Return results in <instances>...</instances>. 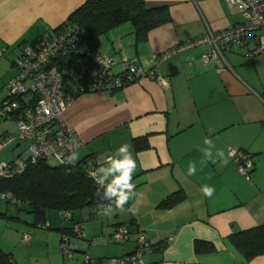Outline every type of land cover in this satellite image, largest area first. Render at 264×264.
Instances as JSON below:
<instances>
[{
	"label": "crops",
	"instance_id": "0c3cea01",
	"mask_svg": "<svg viewBox=\"0 0 264 264\" xmlns=\"http://www.w3.org/2000/svg\"><path fill=\"white\" fill-rule=\"evenodd\" d=\"M84 1L0 0L1 57L16 53L20 42H33L61 24ZM145 1L149 6L167 5L170 21L152 29L143 42L135 43L132 25L123 23L96 37L94 43L114 58H137L146 70L154 55L242 20L224 0ZM251 46L223 44L221 56L204 62L201 56L209 44H198L158 63L166 86L141 77L113 92L78 95L63 114L83 141L78 161L88 157L96 171L115 149L129 144L137 160L133 182L141 195L130 200L125 211L111 216L101 217L84 208L82 219L72 216V223L110 234L113 227L132 222L130 238L117 256L135 251L140 230L153 243L142 249L146 264H243L227 238L264 224V52L249 54ZM9 131L0 123V137ZM206 137L223 152L226 164L219 157L216 163H201ZM135 138H145L148 146L135 150ZM228 147L252 154L249 180L238 172ZM15 154V145L0 146V161ZM190 161L196 164L191 176ZM203 185L215 188L211 198L200 191ZM176 190L185 194L181 202L158 206ZM130 207L136 211H129ZM92 238L95 242L84 234L88 244L80 250L88 251L89 245L96 244V236ZM195 240L211 242L216 251L196 254ZM247 264H264V253Z\"/></svg>",
	"mask_w": 264,
	"mask_h": 264
},
{
	"label": "built area",
	"instance_id": "2783aa9c",
	"mask_svg": "<svg viewBox=\"0 0 264 264\" xmlns=\"http://www.w3.org/2000/svg\"><path fill=\"white\" fill-rule=\"evenodd\" d=\"M224 1L230 11L237 9L240 13L242 20L239 23L220 32H209L204 37L182 42L159 56L154 55L152 66L147 70L135 57L114 58L102 52L94 41L82 38L78 28L58 32L49 29L36 42L24 43L18 47L13 60L16 72L0 89V93L4 94L0 99V118L12 120L17 132L3 134L0 146L19 147L24 144V147L12 159L0 161V178H12L38 160L65 165L60 161L70 154L68 144L75 139L83 145L76 131L66 124L63 117L65 110L80 94L113 92L141 77L166 86V78L159 72L158 63L175 52L198 44H209V49L201 56L204 62L221 56V45L228 43L252 45L248 49L249 54L264 52V0ZM227 154L235 162L238 172L249 180L253 166L252 154L233 147L227 148ZM92 163L88 159V174L93 178L95 170ZM0 198L15 202L9 193H0ZM63 215L72 220L69 212H63ZM72 224L68 233L83 238V224L77 221ZM49 225L46 222L43 227L47 228ZM68 235L62 236L61 248L64 255L71 258L73 253L69 248ZM130 235L131 226L118 225L111 229L109 238L115 243L123 244ZM21 240L28 245L30 234H23ZM89 241L95 242V238ZM152 244L146 234L139 230L136 249L132 253L105 258L99 262L85 252L79 264H146L147 259L142 249Z\"/></svg>",
	"mask_w": 264,
	"mask_h": 264
},
{
	"label": "trees",
	"instance_id": "16d2710c",
	"mask_svg": "<svg viewBox=\"0 0 264 264\" xmlns=\"http://www.w3.org/2000/svg\"><path fill=\"white\" fill-rule=\"evenodd\" d=\"M169 21L167 5L149 6L145 0H85L61 24L50 30L58 32L78 28L82 38L94 41L114 27L130 23L135 43H139L146 40L152 29ZM22 44L24 42H20L19 47ZM147 146L145 138L133 139L135 150ZM88 159L86 157L77 161L74 168L71 165H50L44 160H38L12 178H0V193H9L16 204H27L34 225L49 222L47 216L52 210L63 214L86 208L91 213H97L101 205L107 202L101 201L96 195L97 184L88 174ZM69 168L70 172L67 170ZM184 198V192L176 190L162 199L158 206L171 207ZM3 215L0 213V216ZM122 225L131 226L132 222ZM227 239L233 251L240 255L242 263L247 264L256 255L264 253V224L232 233ZM194 251L198 255L209 254L214 253L216 248L211 242L195 240ZM94 259L101 262L103 257ZM0 264H13L11 255L1 248Z\"/></svg>",
	"mask_w": 264,
	"mask_h": 264
},
{
	"label": "rangeland",
	"instance_id": "374dc122",
	"mask_svg": "<svg viewBox=\"0 0 264 264\" xmlns=\"http://www.w3.org/2000/svg\"><path fill=\"white\" fill-rule=\"evenodd\" d=\"M14 57L15 53L12 52V54L7 53L0 58V89L5 82L12 79L16 72L15 66L10 63ZM3 97L4 94L0 93V99ZM0 123L2 128L10 129L9 132H17V127L11 120L0 118ZM23 147L24 144L15 147L16 153ZM49 164L54 165L52 161H49ZM81 212V210H75L70 214L77 220H81ZM0 213L4 214L0 216V248L11 255L13 264H79L85 252L91 257L105 259L117 256L124 249L125 243L118 244L111 241L107 232H94L97 227L93 226L89 230L84 229L83 233L89 239L96 236L97 243L89 245L88 251L80 250L88 244V241L70 234L69 238L72 239L69 240V247L73 256L66 257L61 248L60 239L61 235L69 234L68 231L73 224L59 211H49L47 219L50 226L48 228H44L43 225H34L29 206L25 203L16 204L7 198H0ZM63 228L68 231H63ZM25 233L30 234L31 237L28 245H25L21 240Z\"/></svg>",
	"mask_w": 264,
	"mask_h": 264
},
{
	"label": "clouds",
	"instance_id": "9594fccd",
	"mask_svg": "<svg viewBox=\"0 0 264 264\" xmlns=\"http://www.w3.org/2000/svg\"><path fill=\"white\" fill-rule=\"evenodd\" d=\"M67 147L70 154L61 159L60 162L65 165H71L74 168L79 159V148L81 145L73 139ZM214 149H216L215 142L206 137L204 139V146L200 149L203 154L201 163H216V158L219 157L226 164L227 160L223 159V152L216 149L214 155ZM136 168L137 160L133 155L131 146L125 143L115 149L114 153L109 155L96 169L93 174L94 181L97 184L96 195L101 201L107 202L102 204L98 210V214L101 217L111 216L117 211H125V205H128L130 200L141 195L136 191V185L133 182ZM67 170L70 172L71 168ZM195 173L196 164L194 161H190L188 163V175H195ZM101 189L103 190L102 192ZM200 191L205 197L211 198L215 193V188L203 185ZM128 210L132 212L136 211L135 208L131 207Z\"/></svg>",
	"mask_w": 264,
	"mask_h": 264
}]
</instances>
